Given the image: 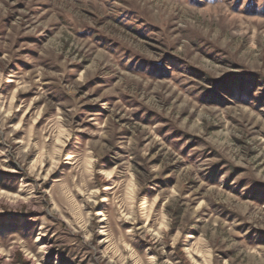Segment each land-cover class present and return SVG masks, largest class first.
I'll return each instance as SVG.
<instances>
[{"label": "rangeland", "instance_id": "1", "mask_svg": "<svg viewBox=\"0 0 264 264\" xmlns=\"http://www.w3.org/2000/svg\"><path fill=\"white\" fill-rule=\"evenodd\" d=\"M0 264H264V0H0Z\"/></svg>", "mask_w": 264, "mask_h": 264}]
</instances>
